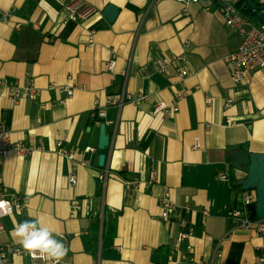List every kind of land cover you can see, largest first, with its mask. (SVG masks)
Segmentation results:
<instances>
[{
	"label": "crops",
	"instance_id": "obj_1",
	"mask_svg": "<svg viewBox=\"0 0 264 264\" xmlns=\"http://www.w3.org/2000/svg\"><path fill=\"white\" fill-rule=\"evenodd\" d=\"M64 1L0 0V124L14 143L33 149L0 160L6 198L28 199L20 214L0 220V245L21 246L14 223L39 218L68 249L60 264H256L258 235L228 219L242 190L218 180L233 150L264 154V70L236 84L224 59L243 36L226 26L217 5L185 10L177 0H85L98 13L68 27ZM109 5L119 10L114 23L105 17ZM164 59L170 63L161 72ZM28 82L37 98L15 104L7 87ZM138 93L148 98L108 107L101 123L92 118L96 100L104 105L108 96ZM159 101L176 105L175 115L152 114ZM102 123L111 137L105 152ZM59 142L73 159L59 154ZM230 170L237 185L245 179ZM153 172L159 183L145 187ZM126 181L140 186L127 188ZM165 191L175 203L167 221ZM74 202L83 208L76 215ZM114 216L116 231H106ZM9 260L52 264L28 255Z\"/></svg>",
	"mask_w": 264,
	"mask_h": 264
},
{
	"label": "built area",
	"instance_id": "obj_2",
	"mask_svg": "<svg viewBox=\"0 0 264 264\" xmlns=\"http://www.w3.org/2000/svg\"><path fill=\"white\" fill-rule=\"evenodd\" d=\"M239 0H177L178 4H181L184 9H188L191 5L199 4L202 5L205 9L210 10L215 5L218 6L219 13L222 15L225 24L227 27L232 29L234 32H238L243 36V42L238 50L234 53L229 54L225 59L226 63L230 69V77L234 83L239 84L246 80V78L254 72L264 70V24L260 22H254L251 19H248L243 14L242 10L237 7V2ZM63 9L67 13L68 23L81 24L90 20L93 16L98 13L93 5L86 2L85 0H65ZM9 17V14H5L4 17ZM94 32H91L90 45L94 44ZM184 61L186 60L183 57ZM170 63V60L164 59L161 61L160 71L166 72L167 66ZM116 68L115 61H110L107 63V69L110 72H114ZM187 74L184 71L182 77H185ZM4 82L0 79V85H3ZM8 93L10 99L15 103H20L24 100H35L38 95V89L35 87L33 82H28L24 85L18 83L10 84L8 87ZM64 91L68 92V95L71 97L73 95L74 89L63 88ZM148 98L146 93L138 94H128L122 96H108L101 105V103L96 100L95 107L93 109V117L97 123H101L103 119H106V109L108 107L122 108L126 101L131 102H143ZM207 103L211 104L212 100L208 99ZM229 105L232 104L231 101L228 102ZM178 108L176 105L168 106L165 102L159 101L155 106L152 114L158 115L163 114L167 118H171L175 115ZM230 126L234 125L233 121H229ZM62 142L58 143L59 154L64 158L73 159L72 154H68L62 149ZM199 143L195 145V149L199 148ZM87 151H91V148H87ZM11 153H17L21 156L31 155L33 149L27 147L22 143H14L11 139V132L2 124H0V160L6 159ZM83 165H86L84 163ZM230 167L227 166L226 169L218 173V180L227 182L231 184V174ZM101 179H104L105 176L101 175ZM160 179L158 173L153 172L148 183H143L145 187L153 183H159ZM70 182L76 184V177L71 176ZM125 185L127 188L138 187L140 183L137 181H126ZM232 185V184H231ZM241 194V205L231 209L228 213V219H231L237 226L244 230L254 231L259 239V257L256 264H264V219H251V213L248 210L250 205H254L256 202L255 192H240ZM28 204L27 198L13 197L7 199L2 183L0 182V220L4 217L14 215V213L20 214ZM160 205L162 209V218L167 221L169 219V213L175 207V203L171 198L170 191H165L164 195L160 198ZM82 206L74 202L71 208L72 215H76L79 211H82ZM86 215H90L92 211L86 210ZM207 215V213H204ZM4 231V227L0 225V233ZM191 234V233H188ZM187 234H181V239H185ZM23 256L28 255L31 259H44L37 255H31L26 252L21 246H16L12 244L0 245V264H13L9 260V256ZM186 259V257H183ZM190 264H194L192 260H189Z\"/></svg>",
	"mask_w": 264,
	"mask_h": 264
},
{
	"label": "water",
	"instance_id": "obj_3",
	"mask_svg": "<svg viewBox=\"0 0 264 264\" xmlns=\"http://www.w3.org/2000/svg\"><path fill=\"white\" fill-rule=\"evenodd\" d=\"M245 5L255 13L256 18L261 24H264V6L256 7L249 0H244ZM262 13L260 15L259 13ZM119 15V10L113 5H109L105 10V17L110 23H114ZM107 125L102 123L99 149L106 151L111 146V137L107 134ZM230 167L237 172L245 175V179L239 180L238 187L242 192H255L256 202L248 207L251 213V219H264V154L248 153L241 149L233 150L229 154ZM99 165L103 167L107 160V156L99 157Z\"/></svg>",
	"mask_w": 264,
	"mask_h": 264
},
{
	"label": "clouds",
	"instance_id": "obj_4",
	"mask_svg": "<svg viewBox=\"0 0 264 264\" xmlns=\"http://www.w3.org/2000/svg\"><path fill=\"white\" fill-rule=\"evenodd\" d=\"M13 239L31 255H39L52 262L60 264L67 255L66 245L55 238L53 230L45 226L39 218H31L14 223Z\"/></svg>",
	"mask_w": 264,
	"mask_h": 264
},
{
	"label": "trees",
	"instance_id": "obj_5",
	"mask_svg": "<svg viewBox=\"0 0 264 264\" xmlns=\"http://www.w3.org/2000/svg\"><path fill=\"white\" fill-rule=\"evenodd\" d=\"M249 2L256 7H262V5L256 3L254 0H249ZM236 5L238 8H240L242 10V12L246 18L251 19V20L253 19V20L259 22L258 19L256 18L257 16L255 15V13L252 12L247 5H245L244 0H239ZM259 14L263 16V14L261 12ZM73 24H75V23H73ZM73 24L70 22L67 24V26L71 27ZM231 184H232L233 189L235 191H239L237 182L233 179V177H231ZM116 223H117V216L112 217L109 221H107V223L104 222L105 230L109 231V232H112V231L115 232L116 231ZM95 225H97V224H95Z\"/></svg>",
	"mask_w": 264,
	"mask_h": 264
}]
</instances>
